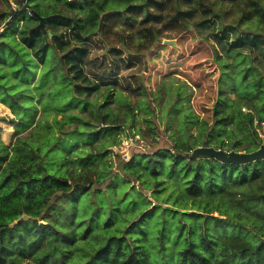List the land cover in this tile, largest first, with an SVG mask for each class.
Returning <instances> with one entry per match:
<instances>
[{
    "label": "trees",
    "instance_id": "obj_1",
    "mask_svg": "<svg viewBox=\"0 0 264 264\" xmlns=\"http://www.w3.org/2000/svg\"><path fill=\"white\" fill-rule=\"evenodd\" d=\"M122 1L96 2L89 18L92 24L104 9ZM52 3L79 10L90 5L25 0L26 9L0 11V25L5 26L0 32V101L18 120L11 143L0 140V264H264V159L235 164L190 154L204 143L227 152H252L262 144L255 121H264V0H144L133 6L136 12L146 11L138 33L149 43L154 33L147 29L151 22L169 18L181 24L204 18L200 23L214 24L217 18L222 22L235 14L237 21L211 34L227 46L228 54L236 58L245 54L229 67L232 72L226 78L231 84L221 86L213 123L199 115L187 116L197 128L195 142L176 141L178 151L187 155L164 150L144 161L126 162L127 175L150 190L155 201L162 196V203L172 205L162 206L159 217L160 206L148 198L141 207L127 206L124 198H116L109 207L103 201L95 203L101 190L93 184L105 181L99 179L96 164L106 154L80 147L75 138L82 135L76 130L71 135L65 132L66 124L80 118L77 113L64 112L62 119L53 113L57 131L41 118L20 135L34 124L38 107L34 100L59 113L74 105L66 102L68 89H58L57 82L46 92V101L37 97V91L45 92L51 75L48 68L38 73L48 58L43 30L66 21V26L73 23L82 42L95 33L84 16L63 20L60 9L53 20ZM224 4L228 5L223 8ZM32 22L38 26L30 28ZM242 23L255 30H236ZM87 54L85 46L64 56L74 93L86 97L101 87L85 71ZM229 91L237 96L231 97ZM107 98L110 101V95ZM103 120L113 121L108 109ZM95 139L96 134L83 142Z\"/></svg>",
    "mask_w": 264,
    "mask_h": 264
},
{
    "label": "rangeland",
    "instance_id": "obj_2",
    "mask_svg": "<svg viewBox=\"0 0 264 264\" xmlns=\"http://www.w3.org/2000/svg\"><path fill=\"white\" fill-rule=\"evenodd\" d=\"M73 1L89 2L90 5L79 10L52 3L49 7L50 17L58 19L57 11L60 9L63 13L59 14L63 16V20L75 15L84 16L95 33L86 42H82L76 36L73 23L66 26V21L43 30L48 58L38 68V73L41 69L48 68L51 75H48L45 92L37 91V95L40 94L37 97L46 101V92L57 82L60 85L57 86L58 89L63 86L68 89L66 102L73 101L74 105L59 113L58 109L43 108L34 100L38 103L34 124L20 135L28 133L41 118L52 122L57 131L53 113H56L57 119H62L64 112L77 113L80 118L77 122L66 124L65 132L71 135L70 131L76 130L82 135L75 138L79 139L80 147L92 149L100 156L106 154L96 164L99 179L104 178L105 181L101 185L93 184L97 191L101 190L98 191L99 200L95 203L103 201L105 207H109L111 201L113 203L116 198H124L127 206L137 203L141 207L142 202L148 198L151 204L160 206L157 217L162 216V206L172 205L162 203V196L161 201H155L150 190L143 188L139 181L126 174L125 164L129 160L144 161L147 156L164 150L177 155L179 151L176 141L179 140L187 145L193 144L197 128L187 116L199 115L213 123V107L219 98L221 86L231 84L230 78H226L232 72L229 67L245 54L238 58L228 54L227 46L215 40L211 32L222 30L225 25L237 21L238 16L234 14L222 22L217 18L214 24L200 23L204 18H195L181 24L169 18L162 23L151 22L147 29L154 30V33L149 43L138 33L146 11L136 12L133 7L144 0H124L120 4L111 5L98 14L94 25L89 19L93 14L92 7L102 0ZM130 1L134 3L126 5ZM24 5L25 0H0V11H9L10 7L26 9ZM227 5L224 4L223 8ZM127 8L128 13L125 11ZM149 9L154 12L155 8L151 6ZM37 26V22H32L30 28ZM236 30L246 32L255 28L242 23L240 29ZM62 41L66 43L61 44ZM85 46L88 50L85 71L92 81L99 82L101 86L100 90L87 97L74 93V80H71V71L64 60L66 53ZM109 80L112 82L104 84ZM59 92L63 94L62 90ZM228 93L231 97L237 96L233 92ZM109 95L110 101L107 98ZM25 103L30 101L27 99ZM106 109L109 110L112 123H105L103 120ZM31 112L32 110L29 114ZM0 116V140L9 144L17 134L18 120L11 108L1 101ZM256 121V127L262 130ZM95 134V141L90 144L83 142L84 137L89 140ZM195 149L190 154L201 156L194 154ZM179 153L187 155L185 152ZM232 190L230 188L229 192Z\"/></svg>",
    "mask_w": 264,
    "mask_h": 264
},
{
    "label": "water",
    "instance_id": "obj_3",
    "mask_svg": "<svg viewBox=\"0 0 264 264\" xmlns=\"http://www.w3.org/2000/svg\"><path fill=\"white\" fill-rule=\"evenodd\" d=\"M44 23V20L41 21ZM169 42V41H168ZM195 155H201L204 157H215L221 161L231 162L235 164H245L248 162H253L256 160L264 159V143L260 145V147L252 152H237V151H230L227 152L223 149H217L214 146H209L208 144L204 143L201 146H198L195 151ZM26 219L29 218L28 215L24 216ZM229 219L240 223L242 225L247 226L246 221H240L238 219H235L232 216L228 217ZM15 222L12 223V225Z\"/></svg>",
    "mask_w": 264,
    "mask_h": 264
},
{
    "label": "built area",
    "instance_id": "obj_4",
    "mask_svg": "<svg viewBox=\"0 0 264 264\" xmlns=\"http://www.w3.org/2000/svg\"><path fill=\"white\" fill-rule=\"evenodd\" d=\"M5 28L4 24H1L0 25V32L3 31ZM261 127H262V130H259L258 129V132H259V135L260 137L262 138V144L264 143V121H256Z\"/></svg>",
    "mask_w": 264,
    "mask_h": 264
}]
</instances>
